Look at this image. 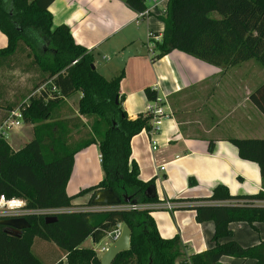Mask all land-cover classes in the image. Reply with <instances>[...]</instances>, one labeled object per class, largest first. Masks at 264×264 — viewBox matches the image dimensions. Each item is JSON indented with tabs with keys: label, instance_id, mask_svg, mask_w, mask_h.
<instances>
[{
	"label": "trees",
	"instance_id": "16d2710c",
	"mask_svg": "<svg viewBox=\"0 0 264 264\" xmlns=\"http://www.w3.org/2000/svg\"><path fill=\"white\" fill-rule=\"evenodd\" d=\"M55 1L0 0V31L8 39L7 47L0 49L4 69L18 66L19 70L34 75V81L40 77L34 90L21 98L8 101L0 91V106L7 111L21 107L24 124L32 125L34 134L17 151L4 139L0 140V198L7 202L22 201L25 210L34 212L76 208V199L103 190L127 197L132 204L158 202L157 197L147 198L145 192L154 186V180L146 183L140 179L131 151L134 137L152 131V115L128 118L121 91L124 72L109 81L92 69L93 56L75 42L70 28L54 27L48 9ZM123 1L136 12H146L147 0ZM160 20L165 27L161 40L155 42L153 60L180 51L222 70L251 60L264 68V0H168L166 13ZM74 61H78L76 65H72ZM44 85L45 89L37 93ZM53 87L59 95L52 92ZM77 93L82 94L78 117L55 120L54 113ZM146 97L155 102L158 95L147 90ZM250 100L264 115V84ZM80 117L89 119L88 127ZM73 131L82 132V138L73 141ZM230 143L236 147L240 159L258 165L264 182V139H231ZM92 145L99 147L105 178L98 185L69 196L66 186L73 173L74 158ZM213 150L211 143L209 151ZM262 200V194L232 196L224 185L217 186L210 197L197 199L239 203L195 207L197 223L214 224L213 246L183 262L220 264L223 257H231L264 264V241L242 247L232 240L229 228L231 223L242 222L256 230L257 224L264 223V206L256 205ZM52 216L57 217L56 222L47 223L44 214L25 216L30 228L20 235L11 234L10 229L0 225V264H46L36 252L37 240L58 248L56 264H64L63 258L67 264H100L97 252L83 248L82 244L89 238L100 243L105 234L113 233L120 225L128 226L132 232L131 248L113 264H176L184 257L180 237L163 239L149 211L112 212L96 230L88 226L89 214L84 212H60Z\"/></svg>",
	"mask_w": 264,
	"mask_h": 264
},
{
	"label": "crops",
	"instance_id": "0c3cea01",
	"mask_svg": "<svg viewBox=\"0 0 264 264\" xmlns=\"http://www.w3.org/2000/svg\"><path fill=\"white\" fill-rule=\"evenodd\" d=\"M155 1H146L149 15L143 18L123 0H56L48 11L54 27L70 28L75 42L93 56L96 71L106 80L124 72L121 91L123 109L129 119L146 114L152 106L146 97L147 90L157 93L168 117L152 138L142 132L132 139V159L143 182L154 180L158 202L150 204V215L160 236L163 239L179 236L184 257L176 264H188L183 262L186 258L213 246L214 224L197 223L195 207L239 203L196 200L210 197L219 185L227 187L232 196H252L259 194L264 183L258 165L240 159L236 147L230 143L231 139H264V115L250 100L264 84V73L254 60L222 70L180 51L153 60L155 43L149 40V35L152 33L161 40L165 26L160 17L166 13L168 0ZM7 45L8 39L0 31V49ZM33 79L34 75L19 70L18 66L4 69L0 61V83L6 80L11 85L12 80L17 88H24ZM22 91L25 92L15 97L24 96L26 90ZM81 97L77 93L66 99L57 113L68 109L63 113H75L74 117H78ZM7 112L0 106V118ZM80 119L86 125L89 122L88 118ZM211 143L213 152L209 151ZM101 161L98 145L76 154L66 193L76 196L103 181ZM162 166L165 169L160 171ZM91 198L92 194L76 199L77 207L68 210L82 211ZM166 201L175 205L172 212L160 209ZM229 228L232 240L242 247L264 241V223L257 224L256 230L242 222L231 223ZM34 246L44 261L57 263L60 252L55 245ZM102 249L103 246L95 250L99 256L104 253ZM63 263L67 264L65 258ZM220 264H255V261L223 257Z\"/></svg>",
	"mask_w": 264,
	"mask_h": 264
},
{
	"label": "built area",
	"instance_id": "2783aa9c",
	"mask_svg": "<svg viewBox=\"0 0 264 264\" xmlns=\"http://www.w3.org/2000/svg\"><path fill=\"white\" fill-rule=\"evenodd\" d=\"M153 2H156L153 0ZM149 13L146 11L144 13H141L139 15V18H143L144 16H148ZM149 40L152 42H158L159 40L154 36V34L149 35ZM78 61H74L72 65H76ZM51 81L48 82V85H51ZM45 86H42L37 93H39L41 90L45 89ZM52 92L57 93L59 95L58 90L53 87ZM160 99L157 98L155 102H152V106L148 108L147 113H150L152 115V131L150 132L149 136L152 138L158 131L159 127L163 121V119L167 118L168 115L164 112L162 107L160 106ZM29 104V103H28ZM25 106L24 108L28 107ZM24 125V110L21 107H18L12 111H8L5 116L0 118V140L1 139H6L8 132L11 130H16L22 128ZM155 150V147L153 148ZM102 159V158H101ZM165 168L164 166L160 167L159 170L163 171ZM259 194L264 195V183L262 186L259 188ZM17 201V200H15ZM14 202H7L5 199L2 197L0 198V218H8L11 216H18V217H25L27 215L35 214L34 211H24V204L19 203L20 205H13L10 206V204ZM257 205L264 206V200L259 201ZM164 209L166 211L172 212L176 207L174 204L171 202H164L162 205H160V209ZM150 204H121L119 206H106V205H89L85 209H83L80 212L87 213L89 215L93 214H103V213H112L115 211H134V212H142V211H149L150 212ZM11 212V213H10ZM42 214L47 215V216H52L60 212H74L73 210H49V211H41ZM122 228V227H121ZM121 229L120 227L117 228L112 234L113 236V241L120 235ZM110 234V235H111ZM107 248H105L103 251L105 252Z\"/></svg>",
	"mask_w": 264,
	"mask_h": 264
},
{
	"label": "water",
	"instance_id": "95a60500",
	"mask_svg": "<svg viewBox=\"0 0 264 264\" xmlns=\"http://www.w3.org/2000/svg\"><path fill=\"white\" fill-rule=\"evenodd\" d=\"M92 69L95 66L92 65ZM147 198L154 199L156 197V189L154 186L149 187L145 192ZM91 205H106V206H119L122 203L129 204L130 199L127 197H119L112 190H103L95 193L90 201ZM110 217V213L93 214L89 215L86 219L88 226L92 230L99 229ZM47 223H53L57 221L55 216H47ZM0 225L10 229V233L13 235H20L23 230L30 228L26 218L21 216H11L0 220ZM132 232L126 225L122 226L120 235L113 241V243L107 248L105 253L100 258V264H113L116 258L123 252H127L131 248Z\"/></svg>",
	"mask_w": 264,
	"mask_h": 264
},
{
	"label": "rangeland",
	"instance_id": "374dc122",
	"mask_svg": "<svg viewBox=\"0 0 264 264\" xmlns=\"http://www.w3.org/2000/svg\"><path fill=\"white\" fill-rule=\"evenodd\" d=\"M254 63H256V65L259 67V69H260V71H262L263 73H264V68L259 64V63H257V62H254ZM39 79H40V77L39 78H37L35 81L33 80L32 82H31V84L29 83L27 86H25L24 88H17V86H16V83L15 82H13L12 80H11V82H12V84L10 85H7V82H6V80H5V82H3V83H0V91L2 92V94H1V96L3 97V98H5V99H7L8 101H10V99L13 97V99H14V97L15 96H19V95H21L22 94V92H25V91H22V90H26V93L28 92H30V91H33L34 90V88H35V86L37 85V83L39 84L40 82H39ZM263 84V83H262ZM5 85H7V86H5ZM25 93V94H26ZM61 110V109H60ZM68 111V109H65V110H63L61 113H54V118H55V120H63V119H66V118H68V117H71V118H74V115H75V113H63V112H65V111ZM70 118V119H71ZM89 123V122H88ZM87 123V124H88ZM86 125V124H85ZM74 132V134H73V141L74 140H78L79 138H82V132L80 133V134H77V133H75V131H73ZM83 134H85V132L83 131ZM33 136H34V134H33V126L32 125H27V124H24L23 125V127L22 128H20V129H16V130H11V131H9L8 132V135L6 136L7 138L5 139V141H7L8 142V144L9 145H11L13 148H16L17 147V149H19V148H21V147H24L26 144H28L32 139H33ZM19 147V148H18ZM17 149H15V150H17ZM165 168V167H164ZM101 171V170H100ZM189 180H190V178H189ZM188 184H190V181H188ZM22 202V201H21ZM22 204H24L25 205V203L24 202H22ZM24 211H27V210H25L24 209ZM74 211V210H73ZM182 211H187V210H182ZM191 211V210H190ZM11 213V212H10ZM35 214H42V212L41 211H36V212H34ZM168 214H170V213H168ZM111 234V233H110ZM110 234H105V236H104V238H103V241L101 242V243H94L93 242V240L90 238V239H87L84 243H83V245H82V247L83 248H90V249H93V250H100L101 249V247L103 246V249L102 250H104L105 248H107V247H109L112 243H113V236H112V234L110 235ZM37 244H45V245H48V244H46L45 242H43V241H41V240H37ZM107 244V245H106ZM105 253V252H104ZM103 253V254H104ZM98 254V253H97ZM102 254V255H103ZM101 255V254H100ZM102 255L101 256H99V258H101L102 257ZM50 255H48L47 257H49ZM46 264H50V263H48L47 261H46Z\"/></svg>",
	"mask_w": 264,
	"mask_h": 264
},
{
	"label": "bare ground",
	"instance_id": "6f19581e",
	"mask_svg": "<svg viewBox=\"0 0 264 264\" xmlns=\"http://www.w3.org/2000/svg\"><path fill=\"white\" fill-rule=\"evenodd\" d=\"M19 203H21V201H14L10 204V206H13V205H20Z\"/></svg>",
	"mask_w": 264,
	"mask_h": 264
}]
</instances>
